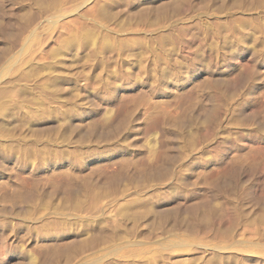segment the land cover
I'll return each instance as SVG.
<instances>
[{
    "label": "rangeland",
    "instance_id": "374dc122",
    "mask_svg": "<svg viewBox=\"0 0 264 264\" xmlns=\"http://www.w3.org/2000/svg\"><path fill=\"white\" fill-rule=\"evenodd\" d=\"M1 152L2 264H264V0H0Z\"/></svg>",
    "mask_w": 264,
    "mask_h": 264
},
{
    "label": "bare ground",
    "instance_id": "6f19581e",
    "mask_svg": "<svg viewBox=\"0 0 264 264\" xmlns=\"http://www.w3.org/2000/svg\"><path fill=\"white\" fill-rule=\"evenodd\" d=\"M76 124V123H75ZM134 138V137H133ZM132 139V138H131ZM130 141V140H129ZM2 153L3 152H1L0 153V159H1V157L3 156L2 155ZM2 210H3V208H2ZM1 209H0V211H2ZM5 212V211H4ZM6 213V212H5ZM7 214V213H6ZM28 223V222H27ZM1 225V224H0ZM26 225V224H25ZM31 227V226H30ZM21 228V227H20ZM14 229V228H13ZM32 232V231H31ZM30 232V233H31ZM26 233H27V231H26ZM30 233H29V229H28V234L30 235ZM37 233H38V231H37ZM36 233V236L35 237H39V238H41V239H43V238H45V236H43L42 234H37ZM40 233V232H39ZM74 233V232H73ZM34 234H35V232H34ZM1 235V234H0ZM3 235V234H2ZM1 235V236H2ZM33 235V234H32ZM32 235H30L29 237H32ZM0 236V237H1ZM55 237V236H54ZM2 239H3V237H2ZM4 239L5 240H7V238L4 236ZM33 239V238H32ZM75 239V238H74ZM0 240H1V238H0ZM70 242H73L72 240L70 241ZM8 243V242H7ZM59 245V244H58ZM61 245H63V244H61ZM65 246V245H64ZM58 247V246H57ZM60 248V247H59ZM63 248H65V247H63ZM58 249V248H57ZM50 251H51V249H50ZM55 251V250H54ZM61 252V251H60ZM48 253H50V252H48ZM53 253V252H52ZM48 255H51V254H48ZM59 255V254H58ZM9 257H10V260L11 261H15V262H18L19 260H21V259H23L24 258V255L22 254V253H15V252H12V251H10V254H9ZM51 257H53V255L51 256ZM56 258V257H55ZM38 260V259H37ZM30 261V260H29ZM27 262V261H26ZM47 263V262H46ZM0 264H2L1 262H0ZM12 264H13V262H12Z\"/></svg>",
    "mask_w": 264,
    "mask_h": 264
}]
</instances>
